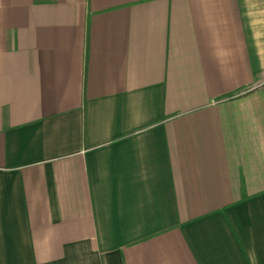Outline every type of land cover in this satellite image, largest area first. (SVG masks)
I'll return each instance as SVG.
<instances>
[{
    "label": "crops",
    "instance_id": "crops-1",
    "mask_svg": "<svg viewBox=\"0 0 264 264\" xmlns=\"http://www.w3.org/2000/svg\"><path fill=\"white\" fill-rule=\"evenodd\" d=\"M0 264H264V0H0Z\"/></svg>",
    "mask_w": 264,
    "mask_h": 264
}]
</instances>
